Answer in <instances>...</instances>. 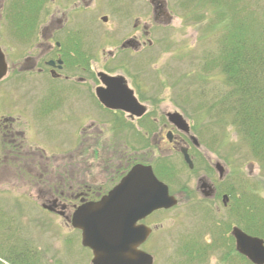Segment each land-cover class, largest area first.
I'll return each mask as SVG.
<instances>
[{
  "label": "flooded vegetation",
  "instance_id": "af4514ba",
  "mask_svg": "<svg viewBox=\"0 0 264 264\" xmlns=\"http://www.w3.org/2000/svg\"><path fill=\"white\" fill-rule=\"evenodd\" d=\"M96 1L0 0V183L9 180L4 184L5 188L20 185L22 189L42 191L43 194H38L35 200L43 202L41 209L61 218L69 226L77 207L101 201L137 166L150 167L157 180L167 186L169 195L176 197L179 202V197L189 193L182 190L174 194L171 188V176L177 168L174 160L177 158L182 161V168L189 172L200 165L202 168L197 178L200 195L205 200L215 198L216 203L221 202L224 210L232 208L233 213L232 202L229 208L230 196L220 192L213 179L216 176L219 181L223 180L228 172L227 164L220 161L213 164L208 160V154L205 156L202 148L205 145L196 133L193 122L179 110H171V89L166 91L170 100L168 104L158 99L161 95L165 97V81L171 84L170 80H166L168 77L164 76L165 71L163 74L160 71L152 72V78L160 90L151 82L148 83L149 78L143 80V57L155 45L148 37L151 31L163 29L171 22V9L166 0H149L151 22H144L143 15L136 16L131 24V33L134 34H128L115 47L113 45L105 53L104 61H99L103 55H97L94 50V39H89L91 33L85 38L80 34V29L86 26L78 23L79 18L71 24L65 23L70 26L67 29L70 34L65 33L63 20L53 18V15L41 25V16L48 12V6L65 2L68 9L75 4L76 7L70 9L69 13L76 18L79 6L91 11L95 9ZM114 3L115 8H124L127 15L135 7L139 13L144 8L143 1L138 4L134 2V5L130 0H115ZM128 3L132 8H129ZM56 11L58 13L61 10ZM90 11L86 15L89 21L87 27L95 20L92 15L94 10ZM106 20L105 16L101 17L102 22ZM159 41L162 42V39ZM35 78H44L48 87H51L49 95L45 93L41 98L46 105L39 99L35 103L30 101ZM57 83L59 86H55ZM110 83L112 88L109 87ZM150 89L154 93L147 96L145 91L149 93ZM128 92L145 110L142 116L137 117L120 109V106H132ZM97 93L115 102L113 105L116 109L104 107ZM77 106L81 110L73 113L77 116L74 118L76 124L71 141L66 144L54 143L47 150L40 146L42 144L36 138L41 132L36 124L39 112L43 111V115L48 117V124H53L64 120L65 115L68 118V114L63 112L65 107L71 109ZM154 110L157 113L153 115L151 112ZM173 114L181 116L183 122L178 121L186 129H181L172 121ZM96 115L105 122L97 123L93 118ZM50 132L52 126H47L46 133ZM32 135L36 139H32ZM52 149L55 152L60 149L61 155H49L47 152ZM184 153L192 167L184 161ZM58 157L62 158L60 160H68L67 166L56 165L50 168L46 164L49 159L59 160ZM208 161L210 163L207 164ZM172 162L174 165L171 167ZM6 175L11 177L6 179ZM13 180L19 183L10 182ZM223 196L228 197L225 202ZM165 211H155L135 223V227L144 226L150 231L137 250L147 253L145 249L154 236V230L158 229H153V216ZM3 213L0 210V232L2 226L3 231L7 229L10 234V214ZM220 226L218 224L217 227ZM11 239L8 241L10 244L13 242ZM84 249L87 250L85 264H93L91 250ZM4 251L10 253L13 259L19 253L15 249L0 248V254ZM26 253L29 259L35 261L27 264H41L40 252L36 250ZM0 264L15 263L11 257L6 259L0 256Z\"/></svg>",
  "mask_w": 264,
  "mask_h": 264
},
{
  "label": "rangeland",
  "instance_id": "374dc122",
  "mask_svg": "<svg viewBox=\"0 0 264 264\" xmlns=\"http://www.w3.org/2000/svg\"><path fill=\"white\" fill-rule=\"evenodd\" d=\"M70 1L73 2V0ZM114 1H96L95 9H91V11L94 10L92 15L95 20L90 27L89 25L87 27L89 21L86 17L90 10L87 11L79 6L80 9L77 10L75 18L69 12L76 5L73 4L67 9L65 2L48 6V12L41 16L40 22L41 25L44 24L49 16L53 15V18L63 20L64 30L67 34L69 32L67 29L70 26L65 23L71 24L74 19L77 21L79 18L78 23L86 26V28L80 29V34L85 38L91 33L89 39H94V50L97 55H103L99 61H104L106 60L105 53L110 51L113 45L115 47L118 42L130 35L131 24L136 16L143 15L144 22H151L149 0H134L136 4L143 1L144 8L139 13L135 7L128 13L129 15H127V11L123 10L124 8L121 7L120 10L118 7L115 8ZM166 1L171 9V22L163 29L151 31V35L148 37L154 41L155 45L152 51L147 52L143 57L141 64L143 80L149 78L148 83L151 82V85L156 86L152 72L160 71L159 73L163 74L165 71L164 76L168 77L166 80H170L171 84L165 81V97L161 95L158 96V99L160 98V102L165 104L171 100V110H179L193 122L196 133L200 139L202 138L201 141L205 145V147L202 146L204 154L205 156L208 154V160L211 163L220 161L227 164L228 172L222 181L213 176L220 192L225 194L226 191L233 189L236 198H240L239 186L241 188L243 184L244 188L248 186L254 190L258 197L264 199V168L257 158L252 155L249 148L230 126H216L215 122L207 117L204 109H195L197 106L202 108L204 103L199 96L200 88L205 87L204 97H207L211 88L219 86L221 83L218 74L204 73L202 70L203 61L209 58L208 55L217 54V49L220 46L219 41L224 33L222 27H216L213 13L215 9L208 5L199 8L192 3H186V0ZM248 1V3L253 1L250 7L251 11L261 12L260 9H263L262 16H264V0ZM130 2L134 3L132 0ZM127 5L132 8L130 3ZM57 9L61 11L57 13ZM104 16L107 18L106 22L101 21V17ZM159 39H162L164 43ZM55 86H59V83ZM50 88L44 78H35L30 101L32 103L37 102L38 99L41 101L45 93L49 95ZM57 89L59 90V87ZM168 89H171L170 100H168V92H166ZM158 90H160L159 87ZM145 93L148 96L153 94L154 90L150 89L149 93L146 91ZM50 97H48V102ZM42 103L46 105L44 100ZM49 104L51 103L49 102ZM41 108L44 107L41 106ZM75 110H81V108L77 106L66 109L65 107L63 112L68 114V118L65 115L64 120L53 124H48V117L46 114L43 115V111L39 112L40 117L37 118L36 124L41 132L36 138H39L42 145L37 143L47 150L54 143L63 142L66 144L71 141L76 124L74 118L77 114L76 116L73 114ZM155 113L157 110L151 112L153 115ZM93 118L97 123L105 122L97 115ZM47 126H52V133H46ZM32 136V139H36L34 135ZM33 143L35 144V142ZM51 151L47 153L61 155L60 149L56 152L53 149ZM60 159L62 158L59 160L49 159L46 164L50 168H55L56 165L67 166L68 160ZM53 161L57 162L53 163ZM69 161L71 164V160ZM174 162L177 168L175 167L173 176H171V188L174 194L182 190H187L189 194L179 197L178 205L175 208L153 216V229H158L154 230V236L148 244V248L145 249L152 256L153 264H240L236 254L230 253L232 247L234 251L235 249L234 242L229 240L232 226L242 230L239 219L232 217L229 214L230 210H224L220 201L216 203L215 198L205 200L200 195V191L197 189V178L200 176L202 168L200 165L194 171L189 172L182 168L183 164L180 159L175 158ZM210 162L208 161L207 164ZM172 164L173 162L171 167L174 165ZM10 177L5 176L6 179ZM6 182L9 180L0 183V210L2 213L4 212L3 215L10 214L9 218L12 222L10 234L7 229L3 231L1 228L2 247L6 248L8 244L6 237L10 235L9 239L12 238L14 245L18 246L15 252L37 250L42 255L41 264H85L87 250L80 245L79 232L70 225L67 226L61 218L42 210L43 202L35 201L38 194H43L42 191L22 189L20 185H14V188H5ZM10 182L19 183L18 180ZM1 184H5L4 187ZM24 200L30 202H24ZM204 202L208 203L202 204ZM217 223L221 226L217 227ZM258 238L264 240L261 237ZM197 248H200L202 254L197 252L199 251ZM232 257L233 260H230ZM28 262L35 261L28 260Z\"/></svg>",
  "mask_w": 264,
  "mask_h": 264
},
{
  "label": "trees",
  "instance_id": "16d2710c",
  "mask_svg": "<svg viewBox=\"0 0 264 264\" xmlns=\"http://www.w3.org/2000/svg\"><path fill=\"white\" fill-rule=\"evenodd\" d=\"M186 1L199 8L206 5L214 7L216 27L224 29L217 54L208 55L209 58L203 61L202 66L204 73L218 74L221 83L211 88L207 97H204L205 87L200 88L199 96L204 103L202 108L197 106L195 109H204L207 117L214 121L216 126H230L264 168L263 9H260L261 12L251 11L253 1L248 3V0ZM240 190V198H236L233 189L226 191L230 196L229 208L231 202L234 204L233 213L231 208L230 215L239 219L244 232L264 239V199L258 197L248 186L244 188L243 184L241 188L239 186ZM229 240L233 241L231 236ZM16 247L18 246L13 242L11 244L8 242L6 246L8 249ZM0 248H5L1 242ZM200 248H197L199 249L197 252L202 254ZM230 250L231 254L235 253L239 258L240 264H250L244 257L238 255L233 247ZM0 256L6 259L11 257L15 264H27V261L31 260L22 250L15 259L5 251ZM230 260H233V257Z\"/></svg>",
  "mask_w": 264,
  "mask_h": 264
},
{
  "label": "water",
  "instance_id": "95a60500",
  "mask_svg": "<svg viewBox=\"0 0 264 264\" xmlns=\"http://www.w3.org/2000/svg\"><path fill=\"white\" fill-rule=\"evenodd\" d=\"M1 76L2 74L0 78ZM121 81L120 79L119 82ZM112 86L110 83L109 87ZM127 95L132 106H120V109L137 117L142 116L145 113L143 107L136 103L131 92ZM97 96L104 107L116 109L113 105L115 102L112 103L110 98L100 93ZM171 119L178 127L186 129L178 121H182L180 115L173 114ZM183 157L189 167H192L186 153ZM225 200L226 196L223 197V202ZM176 205L177 201L169 196L167 186L156 179L151 168L137 166L101 201L77 207L70 225L80 231L81 246L91 250L93 264H153L150 255L137 250L150 231L144 226L135 227V223L156 210L170 209ZM231 235L239 255L251 264H264L262 239L249 236L237 227L232 228Z\"/></svg>",
  "mask_w": 264,
  "mask_h": 264
}]
</instances>
